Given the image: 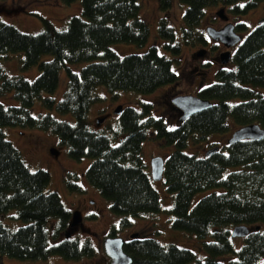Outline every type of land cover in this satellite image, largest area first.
<instances>
[{"label":"trees","instance_id":"obj_1","mask_svg":"<svg viewBox=\"0 0 264 264\" xmlns=\"http://www.w3.org/2000/svg\"><path fill=\"white\" fill-rule=\"evenodd\" d=\"M71 3L74 0H62ZM186 4L182 40L185 45L207 44L201 28L206 8L223 4L232 14H245L261 0H181ZM82 14L71 15L62 28L42 16L43 27L36 33L19 29L0 17V56L21 52V68L39 67V74L30 80L21 74H8L0 63V93L13 91L18 104L0 100V216L10 211L13 219L23 223L11 227L0 218V264L2 255L21 259H45L53 253L65 258L94 256L95 247L86 238L65 236L70 227L72 210L55 191H47L49 171L32 170L21 151L7 138L2 126L16 125L52 131L60 144L66 145L76 159L92 157L86 170L90 183L111 201V210L118 215L108 235H117L130 226L133 217H147L161 209L160 193L146 168L143 142L150 136L173 145L165 156L161 180L173 193L168 209L172 226L195 233L206 251L200 258L190 248L174 243L164 244L153 236L128 237L124 250L132 257L131 264H224L220 257L232 254L228 264H264V137L239 139L226 143V150L198 156L184 150L190 138L205 139L211 132L228 129V117L239 126L259 123L264 127V18L248 31L244 21L235 23L245 35L236 45L229 67L215 72L213 82L201 87L197 95L208 98L212 105L185 119L173 103L177 125L169 127L162 115L154 114L152 104L142 108L124 105L119 124L111 128L113 135L94 129L88 119L93 103L100 99L96 92L105 85L110 92L117 89L143 93L163 84L175 83L179 74L173 67L179 63L181 43L175 28L166 16L159 20V34L173 57L153 45L143 53L120 55L109 46L127 41L144 45L150 34L148 22L140 12V0H81ZM170 0H160L162 11H168ZM44 56H48L45 58ZM82 62L79 71L71 64ZM67 72L63 96L51 95L60 81V71ZM37 98L47 109L71 113L74 121L58 118L51 111L33 114ZM112 137L117 142L113 143ZM212 144L210 147L216 146ZM219 146V145H218ZM229 166H239L224 175ZM78 175L67 171L65 183L70 191L82 190L73 179ZM215 189L191 207L194 194ZM251 227L237 248L229 228L236 224ZM259 226V228H257Z\"/></svg>","mask_w":264,"mask_h":264},{"label":"rangeland","instance_id":"obj_2","mask_svg":"<svg viewBox=\"0 0 264 264\" xmlns=\"http://www.w3.org/2000/svg\"><path fill=\"white\" fill-rule=\"evenodd\" d=\"M171 5L168 11H162L160 0H140V16L145 19L150 27V34L144 45H137L127 41H116L110 44V48L120 55L130 53H143L150 46L155 45L159 51L169 57H173L165 47V38L159 34V20L166 16L167 21L177 32V39L181 43L180 61H174L173 67L179 74V80L175 83L160 85L153 91L143 93L135 90L117 89L110 92L105 85H99L96 92L100 99L93 103L88 112V119L94 129L101 130L113 135L111 128H116L119 124V114L115 113L118 104L142 108L144 102L152 104V110L156 115H162L167 121L169 127L177 125L176 113L172 112L169 100L177 94H197V91L213 82L215 72L222 66H231L233 61L226 64L221 63L220 53L227 47L220 41L212 39L206 27L209 25L220 28L227 21L234 24L244 21L248 25V31L253 29L260 19L264 18V0H261L256 7L247 13L234 15L223 4L208 6L206 15L200 25L207 36V44L188 46L183 43L182 31L184 27L183 13L186 4L181 0H170ZM224 8V14L228 19L220 17L217 11ZM82 14L81 0H74L71 3H64L62 0H0V17L16 25L19 29L36 33L43 27L42 16L49 18L58 28L65 26L67 19L71 15ZM236 28V27H235ZM237 31V30H236ZM242 37L245 31H237ZM236 46H232L231 51H235ZM205 49L203 55L198 56V50ZM24 56L21 52H8L0 56V63L8 74H21L26 78L33 80L39 74V67L33 65L29 68H21V58ZM48 58V56H44ZM205 62V63H204ZM84 63L79 62L71 64L74 70L79 71ZM67 72L63 68L60 71V81L57 89L53 93L42 92V96L51 95L59 100L66 89ZM264 93V85L258 86ZM0 100L5 104H18L13 91L0 93ZM51 111L58 118L74 121L71 113H60L55 108L47 109L42 104L41 98H37L32 106L33 114ZM99 117H104L101 123H97ZM228 129L224 131L211 132L205 139L194 140L190 138L184 150L194 153L198 156H204L210 145L217 144L224 150L232 132L238 128L232 116L228 117ZM6 136L21 151L26 164L32 169L43 168L49 171L51 179L46 190L57 192L65 206L72 211L79 209L82 212V222L70 234L72 237L84 241L90 239L95 247L94 256H85L80 259L65 258L59 253H53L45 259H21L2 255V264H111L110 256L105 252L104 239L108 235L114 223H118V215L110 208L111 201L104 197L99 189L88 180L86 170L92 162V157H83L76 159L70 156L66 145L59 143L56 135L50 130H43L33 127H22L16 125L2 126ZM113 143L117 140L112 137ZM143 157L146 168L150 170L151 158L155 155L167 156L174 150L173 145L166 144L162 140L155 138L151 130L150 136L144 140ZM51 148H56L59 153L56 155ZM239 168V166H229L224 170V175L230 170ZM67 171H72L78 175L73 180L81 185L82 190L70 191L65 183L64 176ZM155 186L160 193L161 209L153 215L147 217H133L130 226L119 231L117 235L125 239L131 236L133 232L138 231L141 235L153 236L164 244L174 243L182 247H187L196 252L198 257L205 258L206 251L202 248L197 235L186 230L177 229L172 226L170 213L168 209L173 204V193L167 189L163 180L154 181ZM220 188H207L194 194L191 200V207L204 195ZM14 211L3 214L0 218L11 227H18L23 222L11 217ZM232 228V227H231ZM67 230H70L68 227ZM66 230V231H67ZM66 231L58 239L50 238L51 243L64 238ZM68 237V236H67ZM232 242L239 248L243 242V237H232ZM232 254H224L220 259L224 264L230 262ZM186 264H194L193 261Z\"/></svg>","mask_w":264,"mask_h":264},{"label":"water","instance_id":"obj_3","mask_svg":"<svg viewBox=\"0 0 264 264\" xmlns=\"http://www.w3.org/2000/svg\"><path fill=\"white\" fill-rule=\"evenodd\" d=\"M218 15L224 19H228L227 15L224 14V8L222 7L217 11ZM208 35L217 41L222 42L227 48L223 50L219 59L221 63H228L233 56L231 47L235 46L240 42L242 36L236 31L235 24L231 21H227L222 27L217 28L215 26L209 25L206 27ZM205 49L198 50L196 54L198 56L203 55ZM172 102L179 109L181 113L180 119H185L191 114L208 108L212 105V102L208 98L201 97L197 94H177L172 97ZM123 108L122 104H118L115 109V113L120 114ZM104 117H99L97 123H101ZM264 137V127L259 123H248L236 128L228 142H232L239 139L251 138V139H261ZM220 146L216 145L210 147L206 154H210L219 149ZM52 152L58 155L59 151L56 148H51ZM165 168V158L163 155H155L150 161V173L154 181H159L164 176ZM83 216L79 209L72 211V218L70 222V230L66 231V236H70L71 232L82 222ZM259 228V226H257ZM251 227L247 224H236L232 226L230 234L232 237H244L249 234ZM139 234L138 231L133 232L131 237H135ZM125 238L120 235H109L104 239V249L105 252L111 258V264H131L132 257L124 250Z\"/></svg>","mask_w":264,"mask_h":264},{"label":"flooded vegetation","instance_id":"obj_4","mask_svg":"<svg viewBox=\"0 0 264 264\" xmlns=\"http://www.w3.org/2000/svg\"><path fill=\"white\" fill-rule=\"evenodd\" d=\"M205 63V62H204ZM169 105L174 109L172 100H169ZM165 158V157H164Z\"/></svg>","mask_w":264,"mask_h":264},{"label":"bare ground","instance_id":"obj_5","mask_svg":"<svg viewBox=\"0 0 264 264\" xmlns=\"http://www.w3.org/2000/svg\"><path fill=\"white\" fill-rule=\"evenodd\" d=\"M237 44H238V43H237ZM237 44H236V45H237ZM236 45H235V46H236ZM230 230H232V228H231V227L229 228V231H230ZM125 240H126V239H125Z\"/></svg>","mask_w":264,"mask_h":264}]
</instances>
